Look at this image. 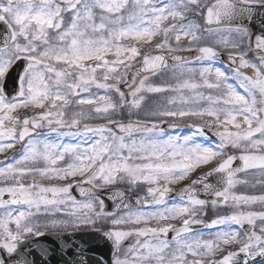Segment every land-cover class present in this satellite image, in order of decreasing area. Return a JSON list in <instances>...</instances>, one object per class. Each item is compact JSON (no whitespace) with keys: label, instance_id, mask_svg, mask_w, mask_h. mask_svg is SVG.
<instances>
[{"label":"snow or ice","instance_id":"6c2138e0","mask_svg":"<svg viewBox=\"0 0 264 264\" xmlns=\"http://www.w3.org/2000/svg\"><path fill=\"white\" fill-rule=\"evenodd\" d=\"M195 17L207 27L190 19ZM0 26V153L21 145L16 155L0 161V178L12 181L0 187V208L5 209L0 250L7 253L0 264L9 259L13 264H129L130 252L139 253L134 259L141 264H264V211L239 210L241 204L264 203V195L229 192L246 182L237 179L238 173L264 171V154L229 151L243 142L249 145L244 152L264 153V138L254 139L256 134L264 137V0H214L210 6L204 0H0ZM204 34L221 37L217 44L230 49L228 64L213 46L197 47L193 60L172 47L171 41L179 45L182 38L199 43ZM250 53L255 62L247 58ZM166 56L174 76L197 74L200 82L152 84L150 77L169 67ZM201 89L225 94L205 95ZM165 93L172 95L151 106L144 120L114 118L124 111L138 115L148 94ZM72 104L80 110L69 115ZM186 118L199 121L184 125L189 134H168V129L182 127L166 128L168 120ZM86 119L106 122L93 125ZM197 138L207 143H197ZM66 156L70 162L61 166ZM238 160L242 166L233 167ZM41 162L44 166H37ZM203 166L211 167L173 190L171 185ZM37 176L69 182L44 186ZM122 184L131 189L147 185L146 196ZM73 188L81 200L71 194ZM133 196L138 210H133ZM229 201L237 209L232 214L207 223L198 218ZM42 208L50 217L43 227L58 231H42L32 222ZM152 220L156 226H139ZM171 220H179V226ZM102 221L112 228L99 231L96 225ZM127 224L139 227L121 230ZM194 225L216 230L215 239L194 237ZM98 231L111 242L109 261L94 247ZM134 233L149 239L121 251L122 241ZM28 236L52 240L37 245L36 258L14 259ZM232 244L238 245L236 251L204 258Z\"/></svg>","mask_w":264,"mask_h":264},{"label":"rangeland","instance_id":"374dc122","mask_svg":"<svg viewBox=\"0 0 264 264\" xmlns=\"http://www.w3.org/2000/svg\"><path fill=\"white\" fill-rule=\"evenodd\" d=\"M210 1L211 0H204V3L207 5ZM128 11H132V9L129 8ZM190 19H195V21L197 23H199L202 27H205L203 25L204 24L203 18H201V17H195V18H190ZM167 23H168V21H165L164 22V24H167ZM185 23H187V21H185ZM160 38L161 37L158 36L156 38V40H159ZM224 38L232 39L234 37H228L227 34H224ZM189 39L190 38H182V40H181V42H180L179 45H177L176 42L173 40V41H171L172 47L174 49H191L193 47L196 48V47H203V46H213V47H215V49L218 52H226V53H228L230 51L229 48L224 47L223 45L217 44V41L219 39H221L220 36H216V35L209 36L207 34H204L202 36V39H201V41L199 43H191V44L189 43ZM125 42L126 43H133L132 41H125ZM155 42L156 41L154 40L153 41V44ZM247 58L249 60H251L252 62H255V60H253V57H252V54L251 53L249 54V56ZM216 66H220V65L217 64ZM196 67H199V66L197 65ZM183 79H191L194 82H200V78L198 77L197 74L185 73L183 76H180L179 73H176V75L174 76L173 75V69L170 70V71H166V72H160L156 76L150 77V82L152 84H155V85H160V84H164V83H167V84H175L178 80H181L182 81ZM92 91L93 92H97V90L95 88H93ZM201 91H203L205 95H208L210 91H211V94L212 95L215 94V92H216V90H208V89H201ZM240 92H241V94H244L242 89H241ZM99 94H101V95L104 94L103 93V90H99ZM184 94L185 95H189L190 93L187 92V91H185ZM169 95H172V94L171 93H165V94H148V96L146 97V103L142 106V109L140 110V112H139L138 115L135 114V113H133L131 116H129L128 113H127V111H124L122 115L115 116L114 118H116V119H124V118H127V119H141V120H144V119L147 118L146 117V114H145L146 111L151 106H153V105H155L157 103H163V101L165 99V96H169ZM216 95H220V94H216ZM113 99H115V97H113ZM201 104L202 105H205L206 102H201ZM221 106H223V105H221ZM257 106H259V103L257 104ZM79 110L80 109L77 108L75 106V104H72L67 109V112L70 115L72 112L79 111ZM83 110L85 111V113H87L88 112L87 106H85V108ZM24 111H25L24 109H20L19 110L20 113H23ZM27 111H30L31 112L32 110L29 109ZM36 111H39V110L37 109ZM204 119L207 120L209 118L205 117ZM238 119H241V117H238ZM83 122L84 123H89V124H96V123L102 124V123H105L106 121H104V120H97V119H86ZM168 122H181V123H186L187 122L188 124H192V123H198L199 121L196 120V119H187L186 118V119H182V120H168ZM255 123L256 122L254 121L253 122V125L254 126H255ZM6 124H7V122H6ZM231 130H235V129L232 128ZM44 131H47V130L45 129ZM169 134H171V133H169ZM186 134H189V132H185V133H182V134H177L176 133V134H172V135H186ZM52 138L53 139L55 138L54 135H53ZM254 138L260 139V138H264V137H260L259 134H256L254 136ZM64 142L65 143H70V142H75V141L70 140L69 138H64ZM17 144L12 149H9L6 152L0 153V156L11 154L13 152V150L16 149ZM243 145H244V143L242 142L241 148L238 149V150H240L244 154H264V153H261V152H259L257 150H250L249 153H246V152L243 151V149H244ZM16 158H18V156ZM66 160H68L70 162V157L69 156H66L65 157V161ZM64 162H62V164ZM62 164H61V166H62ZM0 166H3V165H0ZM37 166H41L42 167L44 165L41 162ZM260 173H261V170L257 168V169H249V170L243 172L242 174L238 175L237 176V179L242 180V181H246V182L245 183H238V184H236L233 188H231L229 190L230 194L231 195H236V196H261V194H262V193L260 194L261 188H259V185L260 184H259V181H257V180L260 179V176H259ZM25 179H26V182H32L31 178H25ZM75 179H80V177H76ZM35 180H36V182H38L40 184H43L44 186L63 185V183H64L62 180L58 183V182H56V181H58L57 179L41 178L39 176H37V178ZM11 183H12L11 180H8L7 182H5L2 178H0V187L11 186ZM262 195H264V193ZM263 207H264V203H261V202L258 201V202H256L255 204H252V205H243L242 204V205H240V209L239 210L240 211H264V208ZM7 210L8 211H11L12 209L9 208ZM0 211H3L5 213V210L3 208H0ZM43 212H44V209L42 208L41 211H40V213H37L33 217V221L32 222L41 225V230L42 231L50 230L51 228L43 229L44 228L43 225L45 223H47L49 221L48 219L50 218V217L44 215ZM2 217L3 216L0 213V218H2ZM57 218H64V217H57ZM259 225H260V221L257 220V226H259ZM11 226L14 227V225H11ZM97 226H98V224L96 225V227ZM258 234H259V232H258ZM240 238L243 239L242 236H241V233H240ZM234 245L236 246V244H234Z\"/></svg>","mask_w":264,"mask_h":264},{"label":"flooded vegetation","instance_id":"af4514ba","mask_svg":"<svg viewBox=\"0 0 264 264\" xmlns=\"http://www.w3.org/2000/svg\"><path fill=\"white\" fill-rule=\"evenodd\" d=\"M241 71H243V68L241 69ZM232 82V81H230ZM237 90H239V88H237ZM259 100H260V97H259V94H257V101L259 103ZM193 124V123H192ZM185 132H189V129H181V130H177V131H171V132H168V133H171V134H182V133H185ZM256 139V138H254ZM197 143H207V141H205L203 138H198L196 140ZM213 142H215V140H213ZM249 145L247 144H244L243 147L246 148L248 147ZM231 154H237V155H242L244 153H242L240 150L238 149H230L229 150ZM215 163V162H213ZM211 166H203L202 169H197L194 173H192L186 180L180 182L179 184H174V185H171V187L173 188V190L175 189H178L184 185H186L187 183H189L193 178H195L197 175H199V173L201 174L202 172L204 171H207L209 170ZM259 173V172H258ZM260 179L257 180L259 181V188H261V192L260 194L264 193V171H261L260 173ZM83 179V178H81ZM121 187L123 188H129V186L127 184H122ZM146 188H147V185H144V184H139L135 187V189H131L129 188L130 191H133V192H137L140 194V196H146ZM73 196L74 193H71ZM261 194V195H262ZM170 196L172 195L171 193L169 194ZM76 197V196H75ZM202 198V197H200ZM77 200H81L82 198H77ZM242 205V204H241ZM264 208V207H263ZM240 209V208H239ZM133 210H138L136 209V207H134ZM142 210H149V209H142ZM236 208L232 205V202L229 201V205L228 206H219L217 208H209L208 211H207V215H204V216H199L198 218L204 220L206 223L209 222L211 219L215 218L217 215H230L232 214L233 211H235ZM120 214H123V213H120ZM50 219V218H49ZM48 219V220H49ZM60 219V218H58ZM170 223H173L177 226H179L180 224V221L179 220H171L169 221ZM156 221L155 220H152V221H149L147 225H139V226H147V227H154L156 226ZM139 226H136V225H132V224H127V225H123V226H120L121 227V230H125V231H132L134 230L135 227H139ZM112 228V225L110 224V222H107V221H102V222H99V225L97 227V229L99 231H107V230H110ZM51 231H58V229L56 230H53V229H50ZM51 231H46V232H51ZM69 231H71V229H69ZM215 231L216 230H208V229H205L203 228L202 225H194L193 226V236H199V238L201 240H214L215 239ZM202 233V235H201ZM132 236H135L139 239V241L143 242V241H146L148 240L149 238L148 237H138L135 235V233L132 235ZM172 236L173 234L172 233H169L168 234V240L171 241L172 240ZM241 236L242 238H244L245 234L243 232H241ZM131 236L129 237H126L122 243H121V251L123 252H127V250H123L122 249V246L123 244L127 241V239L129 240ZM51 241H42L40 243H38L37 245L39 244H47V243H50ZM153 242H155L153 240ZM37 245H36V249H37ZM174 247V245H173ZM222 247V250L221 251H217L215 256L214 257H204L205 259H220L224 254H226L228 251H236L237 248H238V245H229V246H221ZM119 254V253H117ZM139 253L138 252H130L127 254V258L129 259V264H141L140 261L138 260H135L134 257H136ZM100 255V254H99ZM101 256V255H100ZM121 259H124L125 256L124 255H121L120 256ZM189 259H191V257L189 256Z\"/></svg>","mask_w":264,"mask_h":264},{"label":"water","instance_id":"95a60500","mask_svg":"<svg viewBox=\"0 0 264 264\" xmlns=\"http://www.w3.org/2000/svg\"><path fill=\"white\" fill-rule=\"evenodd\" d=\"M255 23L257 25H259V17H257ZM0 32H3V27L2 26H0ZM157 54H163V53H157ZM178 54L182 55L183 57H185L188 60H191V59H194V57L197 55V52L193 49V51L178 52ZM226 56L227 55H224L222 57L228 63V61L225 58ZM166 60H167L168 65L171 66L172 63H173L172 60L169 59L167 56H166ZM17 71H19V69H17ZM245 71L248 72V73H252L250 69H246ZM9 87L11 88V85H9ZM167 124H170V123H165V127L166 128H167ZM181 126L183 127V125H181ZM168 130H176V129H168ZM213 138H215V137H213ZM18 145H19V147H21L20 144H18ZM18 150H19V148L16 149L13 152V155L17 154ZM7 157H10V156H7ZM5 158L6 157L0 159V161H3ZM240 166H242V162L241 161L238 160V161L234 162L233 167H240ZM212 182L215 183V178L212 179ZM72 191L74 192L75 195L81 197L79 195V190L78 189L74 188ZM202 197H204V196H202ZM106 203H108V202L106 201ZM132 203H133V207H134L135 200H132ZM108 210H111V205L110 204H109ZM245 227H247V226H245ZM77 239H79V237H77ZM36 240L37 239H35V238H31L30 240L20 244L18 246V254H16L14 256V259L18 260L21 257H26V256L30 257V258H35L36 255H34V254H35V245L37 243ZM93 241H94V247H96V250H97V255L100 254L101 256H103L105 261H109L111 255H112L111 242L110 241H105L104 239H102L99 236V232H97L95 234V236L93 237ZM6 256L7 255H6L5 251L0 250V258L6 257ZM8 264H13V259H9Z\"/></svg>","mask_w":264,"mask_h":264}]
</instances>
